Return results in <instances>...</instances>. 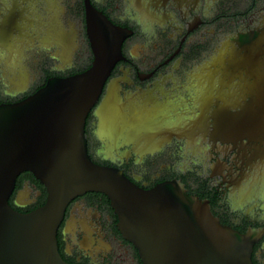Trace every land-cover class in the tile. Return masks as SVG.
I'll return each instance as SVG.
<instances>
[{
    "label": "flooded vegetation",
    "instance_id": "flooded-vegetation-1",
    "mask_svg": "<svg viewBox=\"0 0 264 264\" xmlns=\"http://www.w3.org/2000/svg\"><path fill=\"white\" fill-rule=\"evenodd\" d=\"M88 1L133 30L89 114L93 158L146 188L179 179L224 223L263 229L253 256L264 264V126L253 125L264 103L253 99V70L234 66L239 36L264 27V0H0V103L91 65ZM255 55L264 72V52ZM107 99L118 108L115 134L98 112ZM221 118L232 125L218 126ZM46 196L27 170L10 201L28 211ZM117 222L104 192L76 196L58 231L62 255L74 264H142Z\"/></svg>",
    "mask_w": 264,
    "mask_h": 264
},
{
    "label": "water",
    "instance_id": "water-1",
    "mask_svg": "<svg viewBox=\"0 0 264 264\" xmlns=\"http://www.w3.org/2000/svg\"><path fill=\"white\" fill-rule=\"evenodd\" d=\"M88 31L95 53L89 67L51 76L26 97L0 103V264H74L61 253L58 231L69 203L87 191L107 194L118 227L137 247L142 264H256L253 254L263 229L243 232L224 223L208 199L190 193L179 179L146 188L121 167L93 158L89 114L124 58L123 42L133 30L88 1ZM237 41L248 54L237 48L234 66L253 70V99L262 105L264 72L255 54L264 52V27ZM98 112L110 132L118 133L112 99ZM258 118L253 125L264 126V116ZM217 122L232 125L223 118ZM27 170L45 185L47 196L43 204L22 211L10 198Z\"/></svg>",
    "mask_w": 264,
    "mask_h": 264
}]
</instances>
